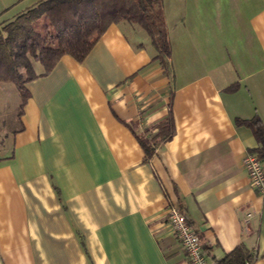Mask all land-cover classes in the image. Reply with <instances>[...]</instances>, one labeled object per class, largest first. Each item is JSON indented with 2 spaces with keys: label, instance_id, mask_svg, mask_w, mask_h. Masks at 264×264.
Returning <instances> with one entry per match:
<instances>
[{
  "label": "crops",
  "instance_id": "0c3cea01",
  "mask_svg": "<svg viewBox=\"0 0 264 264\" xmlns=\"http://www.w3.org/2000/svg\"><path fill=\"white\" fill-rule=\"evenodd\" d=\"M35 1L0 0V16ZM162 7L168 67L126 22L73 32L68 45L90 46L82 60L63 54L2 110L16 108L0 150V264H189L168 206L212 262L242 243L264 264V196L242 164L259 144L235 122L264 126V0ZM168 117L172 136L145 157L134 131Z\"/></svg>",
  "mask_w": 264,
  "mask_h": 264
},
{
  "label": "trees",
  "instance_id": "16d2710c",
  "mask_svg": "<svg viewBox=\"0 0 264 264\" xmlns=\"http://www.w3.org/2000/svg\"><path fill=\"white\" fill-rule=\"evenodd\" d=\"M119 22L143 31L155 50L153 59L168 67L170 44L162 0H37L0 21V81L12 83L23 103L25 83L47 74L65 53L79 61L87 53L89 45L82 49L68 45V35L98 37ZM235 122L251 129L259 144L254 151L264 161L261 120L254 115ZM134 133L145 157H150L158 144L172 136L173 123L169 117L159 122L157 132L149 137ZM254 259V253L240 243L213 264H252Z\"/></svg>",
  "mask_w": 264,
  "mask_h": 264
},
{
  "label": "built area",
  "instance_id": "2783aa9c",
  "mask_svg": "<svg viewBox=\"0 0 264 264\" xmlns=\"http://www.w3.org/2000/svg\"><path fill=\"white\" fill-rule=\"evenodd\" d=\"M243 167L247 171L250 186L260 196H264V161L256 153L243 157ZM250 213H247V217ZM164 220L171 232L178 238L189 264H213L208 259L197 230L188 222L184 213L176 206H168Z\"/></svg>",
  "mask_w": 264,
  "mask_h": 264
},
{
  "label": "rangeland",
  "instance_id": "374dc122",
  "mask_svg": "<svg viewBox=\"0 0 264 264\" xmlns=\"http://www.w3.org/2000/svg\"><path fill=\"white\" fill-rule=\"evenodd\" d=\"M12 11H14V10L12 9L10 11L4 12L0 16V20L1 19H4V18H7V19L10 18L11 15H13L12 14L13 13ZM10 13H11V15H10ZM127 29H126V31H127ZM74 34H79V33H74ZM71 35L72 34L68 35L67 38H69V36H71ZM129 35L131 36L130 33H129ZM71 37H70V39H71ZM34 66H35L36 71H40L41 70L40 66H38L37 64H35ZM13 98L15 100L14 103H17L19 101V99H20L19 94L15 90L14 86L12 85V83L0 81V150H3L4 148H6V146H2V144L5 143V141H6V136H5L4 133H7L8 132L6 130V128H4V122L7 120L6 123H8V122L11 123V120L10 119H13V116L15 114V109L16 108L15 107L14 108H11V107H13V104L10 106V108L12 110L10 111V114L6 117V119L3 117L4 116V112L2 110L3 109H6L8 107V105L10 104V101H12Z\"/></svg>",
  "mask_w": 264,
  "mask_h": 264
}]
</instances>
